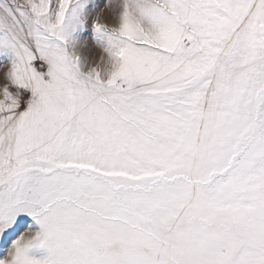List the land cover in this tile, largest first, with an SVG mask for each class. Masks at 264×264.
<instances>
[{"label":"snow or ice","instance_id":"snow-or-ice-1","mask_svg":"<svg viewBox=\"0 0 264 264\" xmlns=\"http://www.w3.org/2000/svg\"><path fill=\"white\" fill-rule=\"evenodd\" d=\"M0 69V264H264V0H0Z\"/></svg>","mask_w":264,"mask_h":264},{"label":"rangeland","instance_id":"rangeland-1","mask_svg":"<svg viewBox=\"0 0 264 264\" xmlns=\"http://www.w3.org/2000/svg\"><path fill=\"white\" fill-rule=\"evenodd\" d=\"M99 2L101 4L107 3V0H99ZM99 14L101 16L102 20H106V22H108L110 25L112 24V20H111V16L108 12L107 9L104 10H100L98 9L95 13H93V18L95 17V15ZM89 32H90V27H89ZM84 45H86V47L84 49H82L83 54L89 59H95V60H99L101 53V50L96 48L94 43L91 41L90 37L86 36L84 41L82 42ZM3 69H0V72H2Z\"/></svg>","mask_w":264,"mask_h":264}]
</instances>
